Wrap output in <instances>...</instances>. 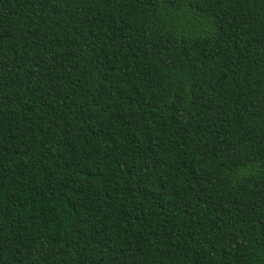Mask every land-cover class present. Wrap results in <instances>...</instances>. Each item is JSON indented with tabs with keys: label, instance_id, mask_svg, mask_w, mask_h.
Segmentation results:
<instances>
[{
	"label": "trees",
	"instance_id": "1",
	"mask_svg": "<svg viewBox=\"0 0 264 264\" xmlns=\"http://www.w3.org/2000/svg\"><path fill=\"white\" fill-rule=\"evenodd\" d=\"M0 264H264V0H0Z\"/></svg>",
	"mask_w": 264,
	"mask_h": 264
}]
</instances>
